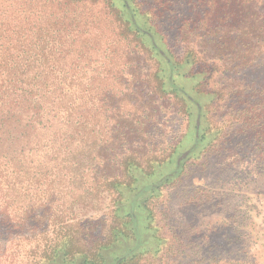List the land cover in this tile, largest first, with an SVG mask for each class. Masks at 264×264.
Segmentation results:
<instances>
[{"label":"trees","instance_id":"trees-1","mask_svg":"<svg viewBox=\"0 0 264 264\" xmlns=\"http://www.w3.org/2000/svg\"><path fill=\"white\" fill-rule=\"evenodd\" d=\"M168 13L171 49L156 41L167 37L160 22ZM159 58L190 66L198 88L258 69L264 0H0V225L23 234L19 264H50L60 254L66 263L81 256L101 264L103 250L130 236V215L112 208L119 187L132 191L134 172L154 162L143 166L119 150L130 146L122 125L137 112L140 63ZM158 74L144 78L162 92ZM198 88V96L223 97ZM103 205L101 225L89 231L83 210L92 206L97 218ZM25 233L35 237L29 249Z\"/></svg>","mask_w":264,"mask_h":264},{"label":"rangeland","instance_id":"rangeland-1","mask_svg":"<svg viewBox=\"0 0 264 264\" xmlns=\"http://www.w3.org/2000/svg\"><path fill=\"white\" fill-rule=\"evenodd\" d=\"M170 19L171 13L161 19L167 37L156 41L171 49ZM154 65L140 63L137 112L122 125L130 149H119L143 166L147 159L154 164L134 172L132 191L119 187L112 209L130 215V236L103 250L101 264H125L137 253L146 254L141 264H264V64L216 75L204 88L199 77L188 76V65L163 58ZM145 69L158 70L162 92L151 90ZM197 88L205 94L220 89L223 97L198 96ZM104 207L97 218L92 206L83 210L89 231L101 225ZM110 210H103L105 224ZM9 230L0 225V264H19L25 240ZM24 235L27 249L36 244ZM50 264L85 263L81 256L66 263L60 254Z\"/></svg>","mask_w":264,"mask_h":264}]
</instances>
